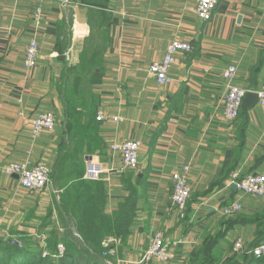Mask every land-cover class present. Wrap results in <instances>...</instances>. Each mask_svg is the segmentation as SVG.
<instances>
[{
    "label": "crops",
    "instance_id": "crops-1",
    "mask_svg": "<svg viewBox=\"0 0 264 264\" xmlns=\"http://www.w3.org/2000/svg\"><path fill=\"white\" fill-rule=\"evenodd\" d=\"M37 5L38 0H0V241L19 234L35 248L39 235L48 240L66 222L82 240L72 212L81 215L90 201L100 207V217H112L135 190L129 235L101 243L103 249L109 244L113 254L106 257L117 264H144L142 254L156 232L167 243H181L178 260L208 239L216 240L213 250L236 241L245 249L264 242V197H247L229 185L235 170L264 175V108L257 100L246 114L242 106L238 119L227 120L222 78L234 65L236 87L247 93L264 87V0H219L208 22L199 20L192 0H44L39 18ZM32 39L40 49L29 70L23 61ZM173 39L189 42L192 51L175 56L173 83L162 86L148 69ZM65 86L70 90L64 95ZM67 98L93 116L83 137L91 150H75L83 176L88 156L104 167L98 181L82 175L68 183L60 179L63 160L68 166L76 154L69 143ZM45 112L53 113L56 126L33 138L30 121ZM98 113L105 117L101 122ZM124 141L140 142L139 168L117 174L121 156L110 147ZM9 162L44 163L51 168L49 185L25 190L2 172ZM186 166L190 199L180 219L171 177ZM230 202L241 210L223 216L219 209ZM218 219L224 220L221 226Z\"/></svg>",
    "mask_w": 264,
    "mask_h": 264
},
{
    "label": "built area",
    "instance_id": "built-area-1",
    "mask_svg": "<svg viewBox=\"0 0 264 264\" xmlns=\"http://www.w3.org/2000/svg\"><path fill=\"white\" fill-rule=\"evenodd\" d=\"M44 0H38V5L35 8L36 17H40L41 3ZM195 4V10L199 20L208 22L212 19L214 9L218 5L219 0H192ZM167 48L164 56L159 61L152 62V65L148 69V76L162 86H169L173 83V79L169 75V70L175 63V56L179 53H188L192 51V45L189 42H183L177 39H173L167 44ZM25 57L23 66L26 69L32 70L36 66L37 58L39 55V46L36 39H32L26 46ZM237 74V67L234 65L227 66L223 73L222 78L226 81V93L223 101V114L229 121L238 119L241 114L244 99L247 95V91L236 87L233 83ZM258 95V104L264 108V87L255 92ZM97 121L101 122L105 119L104 115L97 114ZM112 121L119 122L120 118H113ZM56 126V118L52 112H45L34 117L30 121V129L32 137H37L43 132L51 133ZM110 149L121 156V167L116 171L117 174L125 171H135L139 168L138 153L140 150L139 141H124L120 144H113ZM85 173L84 179L91 181L100 180L104 167L96 161L93 157L88 156L85 161ZM2 172L7 176H18V183L25 190L29 192H36L44 189L49 185L51 170L43 163L30 164L29 162L23 163H9L3 165ZM190 166L183 167L182 170L176 171L172 174L171 181L173 182L172 188V204L177 211L180 219H185L186 209L189 202L190 186L188 181V173ZM229 185H236V190L245 196L252 198L264 197V175L263 174H243L240 170H235L230 174ZM241 210V204L238 202H230L223 205L220 209V213L223 216H231L238 214ZM41 243L45 245V235H39L38 237ZM22 237L19 234L8 235L5 239L10 245L17 248H23L24 243ZM181 243L174 241L173 243H167L161 233L156 232L151 236L150 242L142 254L141 262H159L167 264L173 262L176 256V248ZM104 248L107 249L104 256L112 255L113 251L109 248V244H105ZM234 251L242 252L244 249L242 241H236L234 243ZM55 253L52 254L53 258H62L65 255V245L59 243L56 245ZM250 254L259 259L264 256V242L259 243L255 248L250 250Z\"/></svg>",
    "mask_w": 264,
    "mask_h": 264
},
{
    "label": "trees",
    "instance_id": "trees-1",
    "mask_svg": "<svg viewBox=\"0 0 264 264\" xmlns=\"http://www.w3.org/2000/svg\"><path fill=\"white\" fill-rule=\"evenodd\" d=\"M70 87H68V90ZM81 94H83V89H81ZM67 102L65 103L66 114L68 116V124L67 130L69 133V143H72L75 148H73L76 154H73L71 162L67 166L64 160L62 162L61 170L62 172L59 174L60 179H63V182L68 183L73 178H79L81 175L83 176V166L81 165L80 151L83 148H87L88 151L91 150V142H87L83 137L85 134L86 128L91 125V118L93 116L90 115L89 110H84L81 103H76L67 98ZM80 104V105H79ZM79 105V106H77ZM84 106V105H83ZM90 104L88 103V108ZM77 107V108H76ZM80 108L81 110H77ZM242 112V111H241ZM242 114V113H241ZM241 114L239 116H241ZM75 149L80 150L79 152ZM71 153L68 152V155ZM60 170V171H61ZM125 172H133V171H125ZM232 173V172H231ZM81 185L83 188H86L89 184ZM97 191L100 195L96 198L97 203H100L104 197L103 195V186H97ZM190 199V198H189ZM137 202H138V194L135 190L129 191L127 196L124 198L123 202L119 205L118 209L114 212L112 217L104 216L103 218L97 214V209L100 207H96L94 204L90 206V201L86 202V207L83 210V213L76 214L72 212L74 218H76V231L80 234L82 238V244L85 246L80 251H76L73 242L70 241L69 237H61L58 235L56 231L48 234V243L51 247L50 250L52 254H54L56 245L59 242H63L65 245V255L62 258H58V264H103L102 257H104L106 249H103L101 243L108 236H117L118 238L126 239L129 235V228L134 221V217L137 210ZM66 204V203H65ZM189 204V202H188ZM84 205V206H85ZM188 207V205H187ZM64 210L68 211L67 207H64ZM187 210V209H186ZM68 217V216H67ZM69 218V217H68ZM72 220L69 221L71 223ZM64 231L72 236L68 230V222L64 224ZM73 237V236H72ZM69 238V239H68ZM213 239H208L206 243H203L204 246L195 247L194 251H197V257L208 255L213 252L212 246L214 245ZM261 243V242H259ZM258 243V244H259ZM257 246V245H256ZM41 248L37 245L35 248H31V246L24 243L23 248H17L16 246H12L8 241H0V260L5 262V264H24L29 262L30 260L38 261L43 259L39 253L36 252L35 249ZM69 248H72L69 250ZM35 250V251H34ZM193 251V252H194ZM41 252V249H40ZM192 252V253H193ZM245 252V251H243ZM99 255V256H98ZM241 258H244L242 264H264V256L259 259L255 258L251 254H242ZM100 258V259H99ZM47 261V260H46ZM198 260H196L197 262ZM238 260L230 261L229 264H236ZM239 262V261H238ZM209 264H212L208 262ZM40 264H46L43 261H40ZM226 264V263H225Z\"/></svg>",
    "mask_w": 264,
    "mask_h": 264
},
{
    "label": "rangeland",
    "instance_id": "rangeland-1",
    "mask_svg": "<svg viewBox=\"0 0 264 264\" xmlns=\"http://www.w3.org/2000/svg\"><path fill=\"white\" fill-rule=\"evenodd\" d=\"M67 89H68L67 86H65V88H64V95L67 94V92H68ZM9 163H15V162H9ZM9 163H7V164H9ZM7 164H5V165H7ZM50 170H51V168H50ZM246 174H250V173H246ZM50 178H51V176H50ZM220 209H221V207H220ZM220 209H219V211H220ZM222 221H224V220L223 219L222 220L221 219H218L217 220V224L221 226L223 224ZM42 235H45V234L43 233ZM58 235H60V238L61 237H69L70 239L69 238L68 239L70 241H72V242L74 241L73 242V245H74L76 251H80L82 248L85 247L82 244V240H80L77 236L72 235L73 236L72 237L68 233H65V231H63L61 233H58ZM45 237H46L45 245H44V243L43 244L41 243V245H39L41 248L35 249L36 252L39 251V253L41 254L40 256L43 259L38 260V261L37 260L36 261L30 260L29 262L24 263V264H40V261H43L46 264H58L57 263L58 262V259L52 257V252L50 250L51 247L49 246V243H48V240H47V236L46 235H45ZM22 242L23 243H26L25 240H23V239H22ZM259 242H261V241H258V243ZM59 243H62L63 244V242H59ZM258 243H256L254 245V247H250V248H246V249L244 248L245 249L244 250L245 252H242V253L241 252H235L234 251V248H233L234 243H233V244H230L229 245V248H224V250H223V249H221L219 247L218 250H214L213 252L209 253L208 255H204V256H200V257H197V251H194L195 249L193 248V250L191 251V254L188 255L184 260H178L177 258H175L176 260H174L173 262H169L167 264H209L208 262H210L212 264H225V263L226 264H229L230 261H234V260H238L239 261V262L237 261L236 264H242L244 258H241L240 255H242L243 253L244 254H250V250L253 249V248H255V246L258 245ZM202 246H204V244ZM40 249H41V252H40ZM71 249L72 248H69V250H71ZM102 258H103L102 259V263L103 264H117L118 263L117 261L114 260V258L112 259L111 257H105L104 256ZM196 260H198V261L196 262ZM0 264H5V262H3V261L0 260ZM123 264H127V263H123ZM144 264H164V263H159V262H148L147 263L146 262Z\"/></svg>",
    "mask_w": 264,
    "mask_h": 264
},
{
    "label": "water",
    "instance_id": "water-1",
    "mask_svg": "<svg viewBox=\"0 0 264 264\" xmlns=\"http://www.w3.org/2000/svg\"><path fill=\"white\" fill-rule=\"evenodd\" d=\"M258 100V95L256 93H247L245 99H244V104H243V113L246 114L247 110L249 108H251L252 106L255 105V103ZM15 179L18 180V176L14 175L12 176ZM231 188H233L234 190H236V185L232 184Z\"/></svg>",
    "mask_w": 264,
    "mask_h": 264
}]
</instances>
